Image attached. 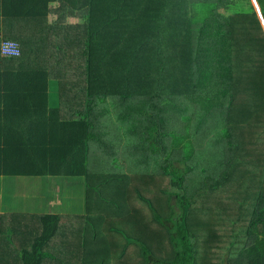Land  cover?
Returning <instances> with one entry per match:
<instances>
[{"label":"trees","instance_id":"obj_1","mask_svg":"<svg viewBox=\"0 0 264 264\" xmlns=\"http://www.w3.org/2000/svg\"><path fill=\"white\" fill-rule=\"evenodd\" d=\"M226 1L0 0V177H81L88 212L11 216L0 264H264V25ZM56 2L87 11L67 91Z\"/></svg>","mask_w":264,"mask_h":264},{"label":"rangeland","instance_id":"obj_2","mask_svg":"<svg viewBox=\"0 0 264 264\" xmlns=\"http://www.w3.org/2000/svg\"><path fill=\"white\" fill-rule=\"evenodd\" d=\"M231 2L232 0H229L225 3L229 4ZM49 9L53 15H49L47 20H51V22L56 21V24L60 22L57 28L64 30L67 37L66 48L59 54L61 59L59 60L60 64L57 66V76H53V79H57L63 89L67 91L68 87L62 83L61 76L69 74L74 79H82L84 82L86 80L84 69L86 71L85 50L87 23L85 15L87 11H75L69 5L60 2L52 4ZM0 28V31L3 32L1 34L3 41L5 29L3 26H0ZM211 42H215L214 44H216V40H212ZM210 49L214 55H222L218 45H211ZM52 88H54V85ZM51 162L52 159L47 161L52 166L53 164ZM86 211L85 182L81 177H67L61 180L58 177L51 176H7L6 181L3 183V190L0 192V225L3 229L6 225L8 227L12 226L10 223L3 224L11 216L17 222L20 221V216L29 214H62L72 219L77 217L81 223H85L88 216V212ZM69 230L72 234L75 233L71 228ZM196 230L193 229L194 232ZM199 236L200 238L198 240L203 241L204 238L200 234ZM60 238L64 237L61 236ZM8 239L9 230L5 229L1 231L0 240L4 246L13 251L16 249L19 250L17 241ZM26 240L23 237L21 247L29 249L31 242ZM198 242L199 251H202V244L200 241ZM4 253H7L5 249ZM2 264H10V262H2Z\"/></svg>","mask_w":264,"mask_h":264},{"label":"built area","instance_id":"obj_3","mask_svg":"<svg viewBox=\"0 0 264 264\" xmlns=\"http://www.w3.org/2000/svg\"><path fill=\"white\" fill-rule=\"evenodd\" d=\"M18 43L10 40H5L1 43L0 53L3 57H20L21 53L19 51Z\"/></svg>","mask_w":264,"mask_h":264},{"label":"water","instance_id":"obj_4","mask_svg":"<svg viewBox=\"0 0 264 264\" xmlns=\"http://www.w3.org/2000/svg\"><path fill=\"white\" fill-rule=\"evenodd\" d=\"M252 1H253V4H254V6H255V8H256V10H257V13H258L260 19L262 20V23H263V25H264V18H263L262 14H261V11H260V8H259V5H258V3L256 2V0H252Z\"/></svg>","mask_w":264,"mask_h":264},{"label":"crops","instance_id":"obj_5","mask_svg":"<svg viewBox=\"0 0 264 264\" xmlns=\"http://www.w3.org/2000/svg\"><path fill=\"white\" fill-rule=\"evenodd\" d=\"M25 111V110H24ZM6 181L5 177H0V187H3V183Z\"/></svg>","mask_w":264,"mask_h":264}]
</instances>
